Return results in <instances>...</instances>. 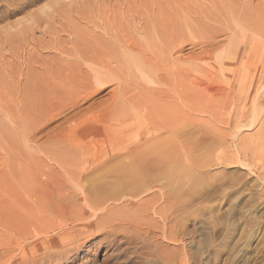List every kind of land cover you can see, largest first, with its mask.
<instances>
[{
  "label": "rangeland",
  "instance_id": "obj_1",
  "mask_svg": "<svg viewBox=\"0 0 264 264\" xmlns=\"http://www.w3.org/2000/svg\"><path fill=\"white\" fill-rule=\"evenodd\" d=\"M263 41L264 0H0V216L38 220L21 203L34 200L39 182L68 189L65 202H75L76 176L108 205L156 194L153 206L168 204L167 218L151 204L143 218L125 209L122 224L86 231L60 264H264V81L251 84L264 74ZM182 77L198 128L177 140L189 154L186 162L171 155L172 176L151 172L155 189L120 156L88 168L119 148L110 143L122 138L115 124L134 122L128 141L142 142L152 101L180 106ZM76 83L93 88L69 96L64 85ZM230 88L214 119L193 112L206 89ZM111 104L122 120L106 116ZM89 114L100 121L80 124Z\"/></svg>",
  "mask_w": 264,
  "mask_h": 264
},
{
  "label": "bare ground",
  "instance_id": "obj_2",
  "mask_svg": "<svg viewBox=\"0 0 264 264\" xmlns=\"http://www.w3.org/2000/svg\"><path fill=\"white\" fill-rule=\"evenodd\" d=\"M263 42H262V44H263ZM57 51H59L60 55H63V54L72 55V54H70V52L75 53V54L78 53V49H76V48H73L71 50L67 49V48H64L63 50H61V48H60ZM99 53H100V51L97 54H99ZM118 54L116 53L117 56H120V59H122V61L124 60V63L125 62H127V64L128 63L129 64L134 63L135 59H129L131 57H125L126 55H124L123 53H118ZM96 59H97L96 61H100L99 63L102 62V57L100 56V54L96 57ZM174 68H176V67H174ZM75 69H76V67H75ZM256 73H258V72H256ZM183 77L181 79H178V80H180V81H178L179 83L176 82V83H178L177 87H178V91L180 94V101H181L180 106H178L176 103L175 106H171V107H175V108H169V107H167L169 105L163 106V104L162 105L158 104L157 101H152V103H151L152 108L148 112L144 111L145 113L142 116L143 118H146L147 122H144V123H145V125L148 126L146 135H144L142 142H140L139 140L137 141V143H132V142L128 141V138H129L128 135H129L130 130L133 129V126L136 127L134 124H132L134 122L130 123L129 125H124V126L122 124H120V125L115 124L113 126V128H114V130L118 129V131H117V132H119L118 138H121V137L122 138L121 139H112L110 143L118 145L119 148L116 149V151H114L113 153H111L110 151H108L109 153L101 151L99 153V155L93 156V162L88 166V168L90 169V168L96 166L97 164L98 165L103 164L109 160L116 158L117 156L129 158V162L133 163L136 170H138L139 178H141L140 175L142 176V178L143 177L148 178L150 176L151 179L149 178V180H151V184L153 185V188L156 189L157 188L156 184L158 182L156 177L158 176L161 180L162 179L161 177H166L167 175L172 173V171H170V170H172L173 167H171L170 165L173 164L175 158L174 159L171 158V155L177 156L178 154H181V155H183L182 157L185 156L186 160L182 159V157H181V159L178 158L177 160H184L186 162L187 161V155L189 154V150L186 149L185 146H183L185 143L183 144L182 141L177 142V140L185 138L187 128L190 129L189 126H196V125H195V121H193L190 117L191 114H189L190 111L192 112V109L191 110L189 109V106H191V104H190V101L188 99V91H187V87H186L187 83L185 80L186 78L184 79ZM257 77H258L257 79H255V78L251 79L252 85H254L255 83L257 85H258V83L261 85L263 83L264 74H258ZM174 79H175V77H174ZM64 86H65V89L67 90L66 92L69 94V96L72 95L70 93H77L78 91L80 92V90H82V89L84 90V88L86 89V87L89 89L92 87V86L90 87V85L88 86V83H85L83 85H79L76 83V84H69L68 86H66V85H64ZM222 86H224V85H222ZM173 87H176V84H174ZM255 87H256V85H255ZM242 88L243 87H240L237 90V93L239 94V99L242 97V95H241V91H243ZM263 88H264V86H263ZM94 90H97V89H94ZM168 90H170V89H168ZM173 90H174V88H173ZM231 90H233V88L232 89L230 88L228 93H223V94L221 93L218 95V93L216 91L211 90V89H208V90L206 89V93L209 94L208 99L200 98L202 96L201 95L199 97L200 100L198 98L199 101L195 104H192L193 105L192 108L194 109L193 112H199L201 114L205 113V114H208V116L210 115V117L212 116V118H213L214 117L213 114L218 115V113H215L216 110L218 109V107H220V105H222L221 107L227 106V103H228V102H226L227 98L228 97H229V99H230V97L233 98V91H231ZM155 91H156V89H155ZM156 92H159V90L157 89ZM200 92L201 91H199V95H200ZM82 93H83V91H82ZM137 93L139 94V92H137ZM206 93H204L205 96L207 95ZM157 94H156V96H157ZM197 94H198V92H197ZM74 95H72V97ZM83 95H84V93H83ZM88 95H90V94H88ZM199 95H197V96H199ZM168 96L169 95H167V97ZM245 96L248 97V95H245ZM260 97H261V95H259V97L257 96V98L254 99V101L258 102ZM129 99H127V100H129ZM158 99H159V95H158ZM167 99H171V97H168ZM120 100H121V98H120ZM240 100H242V99H240ZM165 101L166 100H164L163 102H165ZM168 101H170V100H168ZM161 102H159V103H161ZM132 103H133V101H132ZM147 104H148V102H147ZM110 107H111L110 111L106 116H108L111 119H115L116 121H119L117 119L122 120L123 117L120 113H118L117 107H115L114 104H111ZM221 107H220V109H221ZM252 108H254V106H252ZM188 109H189V111H188ZM229 109H231V107ZM254 111H256V109ZM138 112H140V111L139 110L134 111L135 114ZM89 117H90V114H89ZM100 117H101V115L93 116L90 118L87 117L88 119L84 120L80 124L93 122V121H96V122L100 121L99 120ZM138 117L139 116H137V118L135 120H138ZM213 126H214V124H213ZM213 126H211V127H213ZM202 128H203V126H202ZM137 129H138L137 132H139V130H142L141 127H137ZM244 129H246V128H244ZM261 140L264 142V127H263V130L261 131ZM76 144L77 145L80 144L79 140L78 141L76 140ZM239 144H240L241 148L244 150L249 147V143L246 139L245 140L243 139L241 141V143H239ZM101 155H103V157H101ZM172 160H173V162H172ZM184 161H182L181 163L184 164L185 163ZM177 163H178V161H177ZM172 166H176V165L174 164ZM73 168H74V170H76L77 165H73ZM84 170H87V169L84 168ZM151 172H152V174H153V172H157L156 175L154 174L156 177L149 175ZM136 175L137 174H134V177ZM70 179H71V181H73L75 183V187H77V189H76L77 192H73L74 197H75V202H74V198H73V201L65 202V197H67V195L65 193H67L68 189L61 188V186H58V187L53 188V189H47V188L45 189V187H46V186H44L45 183L43 184L42 182H39L36 184L35 189L30 190V191H32L31 197H33L34 200L31 201L30 203H24V202L21 203L22 208L24 210L32 213L33 215L34 214L40 215L39 217L37 216L38 220L35 219L33 221H29L28 219H20V218L18 219L14 216H9L10 218L0 216V264H47V263H49V264H51V263L52 264H55V263L60 264V262L64 258V255H66L72 249L76 248V246H75V248L73 247L74 243L77 242V240L80 237H83L82 235H84L86 233V231L88 232V230L98 229L99 227H104V226L110 227L111 223H113L115 225L122 224L121 223L122 220H121L119 213L121 211H125V209L133 208L134 211H137L138 213L141 212V218H143V217L147 216L146 215L147 211L150 208L149 204H151V206H152L151 210L153 211L154 214H156L157 216H160L164 220H166V218H167V215L165 217V214H167V213H165V209L167 208L168 204H158V206H153V205H155L156 199L158 197V196L156 197V194L151 195L148 199L143 200V201L142 200H136L134 202V201L127 200V201L120 202L119 206L108 205V204H106V202L108 200H103L101 198L99 192L94 193L92 190H87L86 188H85V190H83L84 185L81 184L80 181H77L76 176H72V177H70ZM165 181H167V180H165ZM95 187H97V186H95ZM28 193H30V192L28 191ZM164 198L165 197L163 196L162 199H164ZM112 203H114V200ZM166 212H167V209H166ZM144 219H143V221H144ZM133 226H136V225H133ZM109 229H112V228H109ZM78 232H81V234L78 235L77 234ZM88 235H89V233H87L85 237H87Z\"/></svg>",
  "mask_w": 264,
  "mask_h": 264
}]
</instances>
